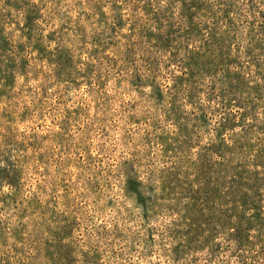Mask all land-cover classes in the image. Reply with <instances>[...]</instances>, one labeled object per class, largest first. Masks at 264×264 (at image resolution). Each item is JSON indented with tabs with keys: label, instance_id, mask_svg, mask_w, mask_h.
Listing matches in <instances>:
<instances>
[{
	"label": "rangeland",
	"instance_id": "1",
	"mask_svg": "<svg viewBox=\"0 0 264 264\" xmlns=\"http://www.w3.org/2000/svg\"><path fill=\"white\" fill-rule=\"evenodd\" d=\"M0 264H264V0H0Z\"/></svg>",
	"mask_w": 264,
	"mask_h": 264
}]
</instances>
